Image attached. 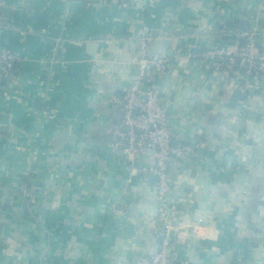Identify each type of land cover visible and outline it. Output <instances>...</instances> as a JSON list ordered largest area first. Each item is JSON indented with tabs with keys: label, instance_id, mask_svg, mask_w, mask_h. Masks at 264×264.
<instances>
[{
	"label": "crops",
	"instance_id": "0c3cea01",
	"mask_svg": "<svg viewBox=\"0 0 264 264\" xmlns=\"http://www.w3.org/2000/svg\"><path fill=\"white\" fill-rule=\"evenodd\" d=\"M0 46L21 59L0 87V264H135L163 215L145 152L124 160L114 102L143 51L169 58L179 209L172 264H264V77L251 98L176 45L230 46L218 24L264 29V0H5ZM156 31V36L152 33ZM264 44V38H259Z\"/></svg>",
	"mask_w": 264,
	"mask_h": 264
},
{
	"label": "built area",
	"instance_id": "2783aa9c",
	"mask_svg": "<svg viewBox=\"0 0 264 264\" xmlns=\"http://www.w3.org/2000/svg\"><path fill=\"white\" fill-rule=\"evenodd\" d=\"M7 7L5 0H0V8ZM4 20V19H3ZM0 17V29L4 26ZM259 29L252 27L240 31L237 36L245 41L243 45L209 46L192 50H184L181 45L174 47L173 58L178 62L183 57L207 62L206 66L213 74L223 79L235 81L239 79V87L248 92V98L262 87L264 77V50L259 46ZM21 57L0 46V87L10 84L15 63ZM137 68L134 82L125 89L122 96H114L113 101L123 107L124 128L118 130L117 139L111 145L114 151L120 149L124 160L134 161L147 151L152 152L154 161L146 171L156 178L157 198L163 208V232L160 246L150 256H139L135 264H172L173 236L179 226L175 223L179 209L171 207L168 202L172 195V158L182 160L195 154L194 144H178L173 142L170 127V100L155 82L169 68V58L155 57L143 51L132 62ZM1 240V235H0Z\"/></svg>",
	"mask_w": 264,
	"mask_h": 264
},
{
	"label": "trees",
	"instance_id": "16d2710c",
	"mask_svg": "<svg viewBox=\"0 0 264 264\" xmlns=\"http://www.w3.org/2000/svg\"><path fill=\"white\" fill-rule=\"evenodd\" d=\"M251 23L250 19L242 20V19H234L228 21L227 24H218V28L222 30L221 33H218L220 35L221 39H223L227 44L231 45H243L245 41L237 36V33L240 31H246L251 29ZM258 38H264V29L259 31ZM184 50H188L189 47H186L185 45H181ZM227 46V45H226ZM260 49L264 50V44L259 42ZM194 50V49H192ZM19 66V63H15L14 69H16ZM260 90V89H259ZM248 95V92H246Z\"/></svg>",
	"mask_w": 264,
	"mask_h": 264
},
{
	"label": "water",
	"instance_id": "95a60500",
	"mask_svg": "<svg viewBox=\"0 0 264 264\" xmlns=\"http://www.w3.org/2000/svg\"><path fill=\"white\" fill-rule=\"evenodd\" d=\"M152 36H156V31L152 33ZM1 79V78H0Z\"/></svg>",
	"mask_w": 264,
	"mask_h": 264
}]
</instances>
